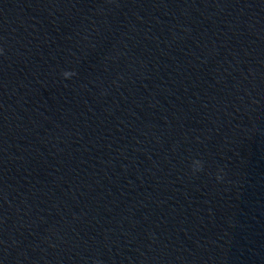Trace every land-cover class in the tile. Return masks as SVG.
Listing matches in <instances>:
<instances>
[{
	"label": "clouds",
	"instance_id": "1",
	"mask_svg": "<svg viewBox=\"0 0 264 264\" xmlns=\"http://www.w3.org/2000/svg\"><path fill=\"white\" fill-rule=\"evenodd\" d=\"M2 49H0V53H2ZM65 75H67V73H65ZM203 170V163L202 161L200 160H194L193 163H192V171L193 173H196V172H199V171H202ZM217 180H222L223 177L220 176V175H217Z\"/></svg>",
	"mask_w": 264,
	"mask_h": 264
}]
</instances>
